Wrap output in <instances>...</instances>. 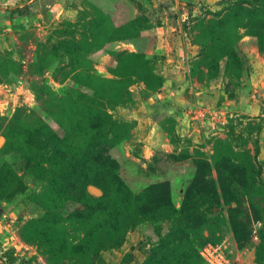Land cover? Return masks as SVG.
<instances>
[{
    "label": "rangeland",
    "instance_id": "1",
    "mask_svg": "<svg viewBox=\"0 0 264 264\" xmlns=\"http://www.w3.org/2000/svg\"><path fill=\"white\" fill-rule=\"evenodd\" d=\"M222 239L264 264V0H0V264Z\"/></svg>",
    "mask_w": 264,
    "mask_h": 264
},
{
    "label": "built area",
    "instance_id": "2",
    "mask_svg": "<svg viewBox=\"0 0 264 264\" xmlns=\"http://www.w3.org/2000/svg\"><path fill=\"white\" fill-rule=\"evenodd\" d=\"M230 244L229 239L206 241L197 250L207 264H240L243 254L234 246L231 249Z\"/></svg>",
    "mask_w": 264,
    "mask_h": 264
},
{
    "label": "trees",
    "instance_id": "3",
    "mask_svg": "<svg viewBox=\"0 0 264 264\" xmlns=\"http://www.w3.org/2000/svg\"><path fill=\"white\" fill-rule=\"evenodd\" d=\"M261 2H262V0H261ZM28 9H29L28 5H23V6H15V7H12V8H5V11H8L9 14L17 13V14H20V15H26L29 12ZM40 123L45 125L44 121H40ZM50 136L52 137L53 133H52V135L50 134ZM105 148H106V146L99 145L98 146V150H97L98 153L102 154V155H105V151H106ZM69 165H70V161H67V162L62 161L61 170H62L63 174H64V171L70 167Z\"/></svg>",
    "mask_w": 264,
    "mask_h": 264
}]
</instances>
